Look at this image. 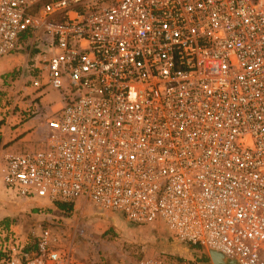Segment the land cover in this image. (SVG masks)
Segmentation results:
<instances>
[{"label": "built area", "instance_id": "built-area-1", "mask_svg": "<svg viewBox=\"0 0 264 264\" xmlns=\"http://www.w3.org/2000/svg\"><path fill=\"white\" fill-rule=\"evenodd\" d=\"M26 31L20 116L44 114L45 89L63 94L36 148L2 159L9 195L161 222L179 242L264 264V0H0V58ZM34 236L0 221V264H79L73 236Z\"/></svg>", "mask_w": 264, "mask_h": 264}, {"label": "rangeland", "instance_id": "rangeland-1", "mask_svg": "<svg viewBox=\"0 0 264 264\" xmlns=\"http://www.w3.org/2000/svg\"><path fill=\"white\" fill-rule=\"evenodd\" d=\"M6 56H11L12 61L27 63L25 53H11ZM25 67L22 72L19 71L17 85L26 88L24 90L16 91L8 82L10 78L8 75L12 70L3 72L0 76V80L7 83V85L2 84L6 88L3 93L7 94L5 103L18 112L20 108L15 106V101L20 99V96L28 97L33 93ZM62 94V91L52 88L41 92L39 101L43 105V110L50 113L51 106L62 99ZM35 148L25 147L21 152ZM2 186L0 182V212L3 213L0 221L12 223L15 231L32 240L41 227H50L62 232L65 238L68 235L73 236L75 255L79 264H139L144 257L161 255L168 258L195 260L200 264H215L210 257V251L202 248L194 249L179 242L161 222L133 223L123 214L102 212L89 204L74 203L72 208L66 211L57 210L53 205L52 209H49L52 203L43 198H35L37 201L44 200L47 203L37 208L11 192L9 195ZM76 230L82 231L79 234ZM224 259L226 264H236Z\"/></svg>", "mask_w": 264, "mask_h": 264}, {"label": "crops", "instance_id": "crops-1", "mask_svg": "<svg viewBox=\"0 0 264 264\" xmlns=\"http://www.w3.org/2000/svg\"><path fill=\"white\" fill-rule=\"evenodd\" d=\"M10 57L11 56H4L0 58V76H2L1 74L3 72H10L12 70V72L8 75V77H10L8 82L12 84V87L15 88L16 91L24 90L26 88L17 85L19 71L24 69L26 63L22 61H12L13 59ZM2 84L7 85V83L4 80H0V165L2 163V159L7 154L21 153L25 147L34 148L36 146L35 140L38 138L39 134L44 133L45 131V119L47 113L44 111L43 115L33 116L32 118L21 117L18 110L11 109L12 107L5 103L7 94L3 93L6 88H4ZM37 120H39L38 123ZM23 199L25 202L37 208L47 204L45 202L46 200L37 201L35 198ZM52 205L57 210H60L53 203L49 209H52ZM1 216H3L2 212H0V217Z\"/></svg>", "mask_w": 264, "mask_h": 264}, {"label": "trees", "instance_id": "trees-1", "mask_svg": "<svg viewBox=\"0 0 264 264\" xmlns=\"http://www.w3.org/2000/svg\"><path fill=\"white\" fill-rule=\"evenodd\" d=\"M32 32L26 31L24 32L19 39L18 45L20 46L19 51L20 53H25L27 55V63L26 65H30L31 58L36 52V49L33 47L32 42ZM57 208H59L62 211L70 210L72 208V203H63V202H54L53 203ZM191 248H200L199 246H193L189 245Z\"/></svg>", "mask_w": 264, "mask_h": 264}, {"label": "water", "instance_id": "water-1", "mask_svg": "<svg viewBox=\"0 0 264 264\" xmlns=\"http://www.w3.org/2000/svg\"><path fill=\"white\" fill-rule=\"evenodd\" d=\"M210 257L215 264H226V260L219 253L212 251Z\"/></svg>", "mask_w": 264, "mask_h": 264}]
</instances>
